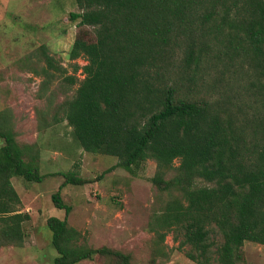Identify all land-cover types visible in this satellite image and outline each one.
<instances>
[{
  "label": "trees",
  "instance_id": "trees-1",
  "mask_svg": "<svg viewBox=\"0 0 264 264\" xmlns=\"http://www.w3.org/2000/svg\"><path fill=\"white\" fill-rule=\"evenodd\" d=\"M74 2L68 19L93 27L94 40L77 33L68 57L86 60L83 77H64L77 87L43 112L42 127L66 121L84 151L115 156L131 173L153 159L151 183L175 193L154 219L159 240L181 230L180 246L190 245L196 264H245V242L264 245V0ZM39 51L44 75L66 72L44 45ZM0 142V248L21 246L31 216L12 177L92 180L73 170L41 173L40 147L18 141L6 109ZM51 201L70 212L59 190ZM46 226L53 264H132L121 250L81 242L66 218L51 215Z\"/></svg>",
  "mask_w": 264,
  "mask_h": 264
},
{
  "label": "rangeland",
  "instance_id": "rangeland-1",
  "mask_svg": "<svg viewBox=\"0 0 264 264\" xmlns=\"http://www.w3.org/2000/svg\"><path fill=\"white\" fill-rule=\"evenodd\" d=\"M76 10L74 0H0V111L7 110L18 141L39 142L43 147L41 173L73 170L92 180L84 185H62L64 178L60 175L47 176L41 182L12 177L20 208L31 219L25 224L27 235L21 246L0 248V264H53L57 253L46 226L51 215L66 218L81 232V242L121 250L130 255L132 264H196L186 256L190 245L180 246L181 230H170L163 241L159 240L157 231L163 229L155 225L154 219L175 193L159 191L151 183L156 169L153 159L131 173L116 166L115 156L84 151L66 121L42 127L47 116L43 112L50 107L51 113L65 93L71 95L77 87L75 83L70 88L64 77H83L80 66L86 60L68 57L77 33L82 29L88 40H94L93 27H81L68 19L69 13ZM40 45L66 69L64 74L53 69L50 71L54 77L43 74ZM74 64L79 66L76 71ZM57 190L71 207L67 215L51 201ZM213 236L216 243L221 242L220 234ZM244 247L245 264H264V245L247 241ZM77 264H101V259Z\"/></svg>",
  "mask_w": 264,
  "mask_h": 264
},
{
  "label": "crops",
  "instance_id": "crops-1",
  "mask_svg": "<svg viewBox=\"0 0 264 264\" xmlns=\"http://www.w3.org/2000/svg\"><path fill=\"white\" fill-rule=\"evenodd\" d=\"M38 144V146L40 147L41 151H43V147L39 145V142H36ZM12 179V178H11ZM12 182V181H11Z\"/></svg>",
  "mask_w": 264,
  "mask_h": 264
}]
</instances>
